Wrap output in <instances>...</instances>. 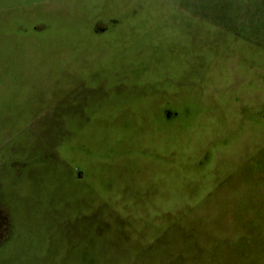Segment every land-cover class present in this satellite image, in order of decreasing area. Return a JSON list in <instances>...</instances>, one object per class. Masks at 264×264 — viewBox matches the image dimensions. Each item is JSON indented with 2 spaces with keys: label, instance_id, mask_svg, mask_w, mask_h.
<instances>
[{
  "label": "rangeland",
  "instance_id": "rangeland-1",
  "mask_svg": "<svg viewBox=\"0 0 264 264\" xmlns=\"http://www.w3.org/2000/svg\"><path fill=\"white\" fill-rule=\"evenodd\" d=\"M0 38V264H264V0H0Z\"/></svg>",
  "mask_w": 264,
  "mask_h": 264
},
{
  "label": "trees",
  "instance_id": "trees-1",
  "mask_svg": "<svg viewBox=\"0 0 264 264\" xmlns=\"http://www.w3.org/2000/svg\"><path fill=\"white\" fill-rule=\"evenodd\" d=\"M1 39H4V38H0ZM105 131L102 132V136L104 135ZM169 141L167 139H165V147L168 145ZM169 146V145H168ZM169 148V147H168ZM168 151V149H167ZM164 162H167L168 161V158L166 157V153H164ZM98 165V164H97ZM99 166V165H98ZM88 173V176L90 177L91 180L93 181H96L95 179V175L96 174H101L102 176L104 175L103 174V171H102V168H93L91 167L90 170L87 171ZM166 181V185H167V179H165ZM219 185L221 188L227 190L229 189V183L227 180L223 179L221 181H219ZM188 184V183H187ZM189 185V184H188ZM185 186H187L185 183L182 184V188H184ZM191 188H188L187 189V192L190 191ZM193 192V191H192ZM191 192V193H192ZM180 195V194H178ZM182 195V194H181ZM175 199L171 198V200L173 201L172 203L175 204L178 200L180 199V196H174ZM171 203V204H172ZM224 205H227L226 202L223 203ZM230 211L229 210H225L223 211L221 214H219L218 216V219L217 220H210L211 217L213 215H215L213 212H211L209 215H208V218H209V223L211 224H220V223H223V220L225 218H227V216L229 215ZM196 218H192L191 221L193 222H197V221H200L202 219L205 220L206 216L207 215H204V214H195ZM5 222H2L4 226H6V222L7 220L5 219L4 220ZM184 222H186V218L184 219ZM214 227H216L218 229V231L220 230H223L224 227L223 226H219V225H214ZM114 228V227H113ZM108 231V228L106 229V232ZM7 232V229L5 228L4 230V233L3 235H5ZM181 238H178L175 239V240H180ZM174 240V239H172ZM186 244V245H185ZM178 248L175 247V241H169L168 244H167V248L166 251L164 253H162L161 257L162 259H159V260H152V259H147L146 263L145 264H174V263H178V264H193L192 262L197 263L199 260L198 256L196 255V249H199V248H196V244L194 243V241L191 239V238H186L183 245H182V242L180 243V245H176ZM202 252H200V255L201 254H205L206 257H209L210 256V253L209 252H206L205 250L201 249ZM158 252V250H157ZM230 253V252H228ZM231 254V253H230ZM213 259V258H212ZM210 259V260H212ZM237 259H235V262L233 260L234 263H236ZM209 262V260L207 261H202V263H207ZM97 264H118L116 261H104V262H101V263H97Z\"/></svg>",
  "mask_w": 264,
  "mask_h": 264
}]
</instances>
